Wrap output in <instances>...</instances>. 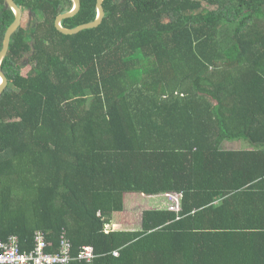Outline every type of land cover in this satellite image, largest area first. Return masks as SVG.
<instances>
[{
    "label": "trees",
    "instance_id": "16d2710c",
    "mask_svg": "<svg viewBox=\"0 0 264 264\" xmlns=\"http://www.w3.org/2000/svg\"><path fill=\"white\" fill-rule=\"evenodd\" d=\"M80 1L65 28L97 19L98 0ZM14 2L31 17L3 62L0 240L31 251L41 231L58 252L66 233L95 264L172 251L204 264L207 246L250 264L264 246V0H105L103 22L76 35L55 27L72 1ZM14 20L0 0V52ZM139 194H178L180 211L107 229Z\"/></svg>",
    "mask_w": 264,
    "mask_h": 264
},
{
    "label": "built area",
    "instance_id": "2783aa9c",
    "mask_svg": "<svg viewBox=\"0 0 264 264\" xmlns=\"http://www.w3.org/2000/svg\"><path fill=\"white\" fill-rule=\"evenodd\" d=\"M177 207L172 210L180 211ZM52 243H48L44 234L38 231L34 237V248L31 251L21 246L18 236H9L5 241L0 240V264H73L74 262L84 264H95L98 256L94 247L83 246L77 255L73 254L72 242L66 233L62 236L58 252L50 251Z\"/></svg>",
    "mask_w": 264,
    "mask_h": 264
},
{
    "label": "water",
    "instance_id": "95a60500",
    "mask_svg": "<svg viewBox=\"0 0 264 264\" xmlns=\"http://www.w3.org/2000/svg\"><path fill=\"white\" fill-rule=\"evenodd\" d=\"M50 1H63V0H50ZM68 1H72V3L74 4V9L72 10L71 13L60 15L59 17L56 18L55 27L58 31L62 32L65 35H76L80 33L81 31L96 28L103 22L105 18L103 3L105 2V0H98L97 1V19H95L93 22L83 24L74 29L65 28L63 26V22L67 19L76 17L81 11V1L80 0H68ZM6 4H7V8L12 10V12L14 13L15 20L12 23V25L9 27L6 33L4 48L0 52V79H1L0 95H2L6 91V89L8 88V82H9L8 76L3 69V62L9 53L11 37L21 27L23 17H24L22 10L16 5L14 0H6Z\"/></svg>",
    "mask_w": 264,
    "mask_h": 264
},
{
    "label": "crops",
    "instance_id": "0c3cea01",
    "mask_svg": "<svg viewBox=\"0 0 264 264\" xmlns=\"http://www.w3.org/2000/svg\"><path fill=\"white\" fill-rule=\"evenodd\" d=\"M233 146H234V148L237 147V145H235V144ZM244 148L245 149H251V148H253V146L252 145H244ZM253 149H261V146L257 145ZM139 195H136V196H139ZM128 196L129 195H127L126 198H128ZM156 196H157V200H158L160 195H156ZM148 197L151 198V197H154V196H148ZM126 198H125V201L127 200ZM140 200L142 201V199H140ZM131 205L132 206H135V205L138 206V204L136 203L135 199L132 200ZM158 209H146V210H158ZM146 210H144V211H146ZM141 213H140V216H139V214L136 215L137 213L134 212V210H133V213H131V215H129L128 217L124 216V215H120V214H115L114 217H112V219H111L112 224L108 225L107 229H109V227L113 226L114 230H130L132 232L139 231L140 230V226H141V220H140ZM256 216L257 217L254 220H262V221H264V215H256ZM132 217H134V218H132ZM118 226H120V227L118 228ZM109 230H111V229H109ZM209 247L210 246H207V248H205L206 255H205V259H204V264H224V259H222L221 257H213L212 258L211 249H209ZM231 253L235 254V257H234L235 264L237 262L244 263L242 259L237 260V257H239V249H237V248L231 249V250L228 251L227 254H231ZM116 256H119V253ZM250 256H251L250 264H264V246L251 250ZM123 264H126V263L123 262ZM156 264H176V262H174L173 251L169 255L167 263L159 262V263H156ZM226 264H229V263H226Z\"/></svg>",
    "mask_w": 264,
    "mask_h": 264
},
{
    "label": "rangeland",
    "instance_id": "374dc122",
    "mask_svg": "<svg viewBox=\"0 0 264 264\" xmlns=\"http://www.w3.org/2000/svg\"><path fill=\"white\" fill-rule=\"evenodd\" d=\"M24 18H23V22L22 25L27 26L30 20L31 15L29 13H27V11L23 14ZM30 65H26L23 67V74L27 75V72L30 70ZM154 197H148V195H142L140 194L139 196H128V198H126L127 200L125 201V212L121 213L120 215H124V216H129L131 215V213L136 212L139 216L140 213L143 212L146 209H158V210H162V209H172L174 207L178 206V203H180V196L178 194H163L159 196V199L157 200V196L153 195ZM137 197V198H136ZM135 199L136 203L138 204L135 206L131 205L132 200ZM142 199V201L140 200ZM148 201V202H147ZM180 207V205H179ZM135 215V216H136ZM134 218V217H132ZM139 218V217H138ZM109 229H113V226L109 227Z\"/></svg>",
    "mask_w": 264,
    "mask_h": 264
},
{
    "label": "clouds",
    "instance_id": "9594fccd",
    "mask_svg": "<svg viewBox=\"0 0 264 264\" xmlns=\"http://www.w3.org/2000/svg\"><path fill=\"white\" fill-rule=\"evenodd\" d=\"M73 9H74V4H73ZM72 12V11H71ZM24 14V13H23ZM24 18V17H23ZM23 22V21H22ZM0 82H1V79H0Z\"/></svg>",
    "mask_w": 264,
    "mask_h": 264
}]
</instances>
